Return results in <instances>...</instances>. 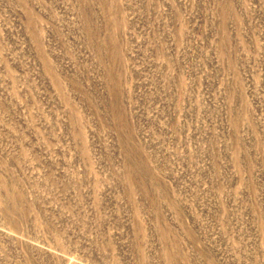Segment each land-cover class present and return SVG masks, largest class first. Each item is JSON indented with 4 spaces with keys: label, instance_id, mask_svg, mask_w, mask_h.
<instances>
[{
    "label": "rangeland",
    "instance_id": "1",
    "mask_svg": "<svg viewBox=\"0 0 264 264\" xmlns=\"http://www.w3.org/2000/svg\"><path fill=\"white\" fill-rule=\"evenodd\" d=\"M0 264H264V0H0Z\"/></svg>",
    "mask_w": 264,
    "mask_h": 264
}]
</instances>
